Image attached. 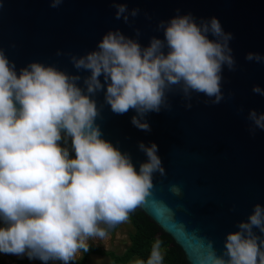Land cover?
<instances>
[{
  "label": "clouds",
  "instance_id": "9594fccd",
  "mask_svg": "<svg viewBox=\"0 0 264 264\" xmlns=\"http://www.w3.org/2000/svg\"><path fill=\"white\" fill-rule=\"evenodd\" d=\"M62 2L52 0V7ZM117 7L119 19L126 6ZM159 27L164 39L153 37L147 47L110 31L98 50L72 56L76 69L91 73L84 88L78 86L79 75L42 63H30L18 74L0 49V253L72 264L78 252L89 251L88 240L105 239L109 229L145 204L154 173L166 175L155 143H140L148 159L137 171L129 154L102 138L96 123L100 109L92 97L105 85L111 111L135 110L131 122L145 131H150L143 120L147 113L170 107L168 92L179 90L189 100L193 92L203 93L215 98L212 103L223 99L222 66L232 70L235 61L232 35L219 20L198 25L189 14ZM246 58L264 60L253 53ZM253 91L261 93L258 86ZM248 118L253 131L264 129V114L253 110ZM171 191L181 194L175 185ZM237 227L227 234L222 255L209 240L199 264H264V237L255 231L264 234V207L256 204ZM161 243L155 240L146 264H163Z\"/></svg>",
  "mask_w": 264,
  "mask_h": 264
},
{
  "label": "water",
  "instance_id": "95a60500",
  "mask_svg": "<svg viewBox=\"0 0 264 264\" xmlns=\"http://www.w3.org/2000/svg\"><path fill=\"white\" fill-rule=\"evenodd\" d=\"M117 5L126 6L119 19ZM189 14L198 25L216 18L232 35L235 66H222L219 103L203 93L193 92L189 100L173 90L167 93L169 108L145 115L150 125L145 131L131 122L135 110L111 111L107 85L92 98L100 109L102 138L129 154L137 171L148 159L140 143L158 146L166 175L154 173L151 194L138 209L157 227V238L166 236L182 253L184 264H199L209 240L222 255L227 234L239 231L256 204L264 207V129L253 131L248 118L253 110L264 114V60L246 58L264 57V0H63L58 7L52 0H0V49L18 74L30 63H42L79 75L84 88L91 73L76 69L72 56L98 50L110 31L147 47L153 37L164 39L161 22ZM100 80L104 83L103 76ZM256 86L261 93L253 91ZM173 185L180 195L171 191Z\"/></svg>",
  "mask_w": 264,
  "mask_h": 264
},
{
  "label": "trees",
  "instance_id": "16d2710c",
  "mask_svg": "<svg viewBox=\"0 0 264 264\" xmlns=\"http://www.w3.org/2000/svg\"><path fill=\"white\" fill-rule=\"evenodd\" d=\"M74 156V153H72ZM133 227L134 233L130 235V246L127 248L122 256L115 255L110 252H104L99 248L89 247L88 252H84V256L80 261H74L72 264H86L89 255H102L110 256L112 258V264H118L119 261H123L124 264L134 257H139L141 261L146 264L147 259L150 256L151 248L155 240L157 239L158 229L152 224L144 214H142L137 208L134 212L130 213L128 219ZM161 251L164 256L163 264H184L182 253L171 245V240L166 236H160ZM0 264H7L0 258Z\"/></svg>",
  "mask_w": 264,
  "mask_h": 264
},
{
  "label": "rangeland",
  "instance_id": "374dc122",
  "mask_svg": "<svg viewBox=\"0 0 264 264\" xmlns=\"http://www.w3.org/2000/svg\"><path fill=\"white\" fill-rule=\"evenodd\" d=\"M2 226V225H0ZM134 233V227L128 220L125 223L118 224L115 227L108 230V235L105 239H90L87 241L89 247L99 248L104 252L111 251L118 256H122L125 250L130 246V235ZM83 251H80L76 255V261L81 260ZM112 256V255H110ZM110 256L102 255H90L86 264H112V258ZM0 258L7 264H43L38 259H29L26 255L17 256L13 254L0 253ZM137 261H141L139 257L132 258L127 264H137ZM49 264H61L59 261H50ZM118 264H124L123 261H119Z\"/></svg>",
  "mask_w": 264,
  "mask_h": 264
},
{
  "label": "crops",
  "instance_id": "0c3cea01",
  "mask_svg": "<svg viewBox=\"0 0 264 264\" xmlns=\"http://www.w3.org/2000/svg\"><path fill=\"white\" fill-rule=\"evenodd\" d=\"M126 250H127V249H126ZM126 250H125V251H126ZM108 252L113 253V252H111V251H108ZM124 253H125V252H124ZM124 253H123V254H124ZM113 254H114V253H113ZM123 254H122V255H123ZM91 255H93V254H91ZM115 255H116V254H115ZM83 256H84V252H83L82 258H83ZM89 256H90V255H89ZM106 256H108V255H106ZM82 258H81V260H82ZM77 261H79V260H77ZM87 262H88V261H87Z\"/></svg>",
  "mask_w": 264,
  "mask_h": 264
}]
</instances>
